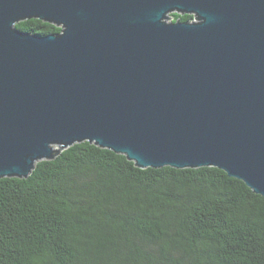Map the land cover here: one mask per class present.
I'll return each mask as SVG.
<instances>
[{
    "label": "water",
    "instance_id": "1",
    "mask_svg": "<svg viewBox=\"0 0 264 264\" xmlns=\"http://www.w3.org/2000/svg\"><path fill=\"white\" fill-rule=\"evenodd\" d=\"M84 142L264 197V0H0V178Z\"/></svg>",
    "mask_w": 264,
    "mask_h": 264
},
{
    "label": "trees",
    "instance_id": "2",
    "mask_svg": "<svg viewBox=\"0 0 264 264\" xmlns=\"http://www.w3.org/2000/svg\"><path fill=\"white\" fill-rule=\"evenodd\" d=\"M0 264H264V197L216 167L141 169L75 144L27 179L0 178Z\"/></svg>",
    "mask_w": 264,
    "mask_h": 264
},
{
    "label": "rangeland",
    "instance_id": "3",
    "mask_svg": "<svg viewBox=\"0 0 264 264\" xmlns=\"http://www.w3.org/2000/svg\"><path fill=\"white\" fill-rule=\"evenodd\" d=\"M173 20V17L170 16L169 19H168V22H171Z\"/></svg>",
    "mask_w": 264,
    "mask_h": 264
}]
</instances>
